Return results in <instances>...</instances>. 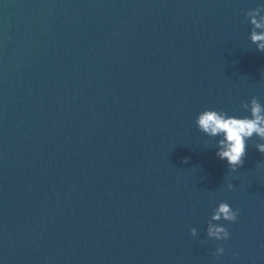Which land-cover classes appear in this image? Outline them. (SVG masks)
Returning <instances> with one entry per match:
<instances>
[{
    "label": "water",
    "instance_id": "1",
    "mask_svg": "<svg viewBox=\"0 0 264 264\" xmlns=\"http://www.w3.org/2000/svg\"><path fill=\"white\" fill-rule=\"evenodd\" d=\"M260 4L0 0V264H264L261 141L232 172L195 124L264 105Z\"/></svg>",
    "mask_w": 264,
    "mask_h": 264
},
{
    "label": "clouds",
    "instance_id": "2",
    "mask_svg": "<svg viewBox=\"0 0 264 264\" xmlns=\"http://www.w3.org/2000/svg\"><path fill=\"white\" fill-rule=\"evenodd\" d=\"M244 15L252 26L251 43L256 46L258 51L264 53V4L249 9ZM241 108L249 112L250 115L235 117L228 115L223 110L205 109L195 119L199 131L210 138L221 137L217 141L216 156L226 161L227 167L232 172L243 167L247 156L248 141L254 136L261 141L254 144L255 149L264 154V105L253 96L250 101L242 102ZM184 163H187V160ZM227 189L233 190V185L229 183ZM238 215L239 210H233L227 202H220L208 221L207 236L218 241L229 239L230 233L227 228L213 222H219L223 219L233 223L237 220ZM190 234L194 237L197 236V229L191 228ZM223 252V247L219 246L214 255L219 258Z\"/></svg>",
    "mask_w": 264,
    "mask_h": 264
}]
</instances>
